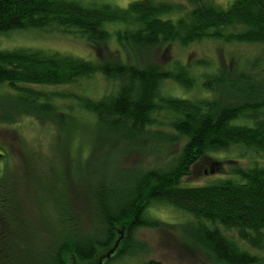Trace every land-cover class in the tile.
<instances>
[{
	"label": "trees",
	"instance_id": "obj_1",
	"mask_svg": "<svg viewBox=\"0 0 264 264\" xmlns=\"http://www.w3.org/2000/svg\"><path fill=\"white\" fill-rule=\"evenodd\" d=\"M184 1L190 10L155 0L125 9L83 0H0V34L74 31L97 47L98 57L89 61L43 50H0V84L17 91V116L52 121L60 132L80 127L75 122L79 114L95 118L90 133L86 129L90 152L69 159L70 178L60 182L59 190L32 182L33 220L13 178L0 177V264L91 262L117 242L123 228L122 244L118 248L116 243L109 259L120 260L136 250L140 229L160 227L151 209L161 204L193 217L188 241L216 264H264V164L239 165L232 177L212 184L182 186L209 153L242 145L264 157V90L249 83L257 79L249 72L235 71L236 78L228 80V71L221 69L220 76H211L217 79L213 86L203 84L228 89L226 102L223 94L177 97L165 93L164 84L193 89L192 68L182 62L164 68L155 60L165 47L186 48L204 40L264 47V0H234L227 9L210 0ZM178 12L177 19L164 18ZM117 23L124 27L108 28ZM113 37L122 50L105 53L103 46ZM97 75L113 85L98 98L52 90ZM239 119L254 126L233 124ZM137 153L148 162L130 165ZM4 161L0 153V171Z\"/></svg>",
	"mask_w": 264,
	"mask_h": 264
},
{
	"label": "rangeland",
	"instance_id": "obj_2",
	"mask_svg": "<svg viewBox=\"0 0 264 264\" xmlns=\"http://www.w3.org/2000/svg\"><path fill=\"white\" fill-rule=\"evenodd\" d=\"M142 0H83L85 4H110L119 8ZM169 1L188 11L191 5L184 0ZM223 9L229 8L234 0H210ZM182 13H175L164 18L177 19ZM123 24H109L110 30L121 29ZM105 53L122 50V46L113 37L103 46ZM34 49L69 54L84 60L94 61L97 47L74 31L57 28L13 30L0 34V50ZM155 60L163 67L173 66L175 62L190 65L197 77L193 89H185L173 82L164 84L167 94L189 99L212 97L223 94L226 102L228 89L208 88L204 82L213 86L217 79L211 77L221 69L228 71V80H234L235 71L249 72L256 77L255 84L264 90V47L259 44L204 40L183 48L170 45L155 55ZM220 73L216 76H220ZM209 77V78H207ZM112 83L103 76L81 79L75 85L52 88V90H70L78 94L84 92L98 98L108 92ZM220 87V86H219ZM17 91L11 86L0 84V153L5 154L1 165L0 177H9L16 183L15 189L20 194L21 202L28 207L26 212L33 220L36 216L31 200L34 199L32 182L41 183V187L58 191L60 182L69 177L65 169L69 159L77 156L85 158L90 152V128L95 118L89 114H79L76 123L80 124L73 132L58 130L52 121H40L30 116H17ZM69 105L74 102L66 100ZM77 108V106H75ZM77 111V109L75 110ZM233 124L254 126L253 121L235 120ZM86 126V127H85ZM88 132L86 133V129ZM153 158L149 157L151 161ZM148 162L146 156L139 153L130 158V165ZM255 162L264 164V157L253 150L236 145L227 150L209 153L201 158L192 168L191 174L183 179L182 186L197 187L212 184L220 178L232 177L233 169L239 165L252 167ZM68 167V165L66 166ZM68 176V177H67ZM70 178V177H69ZM153 218L159 220V228H144L136 233V250L120 260H109L117 243L118 248L125 236L124 229L117 233L116 243L100 250L91 262L76 261L75 264H146L150 261L163 264H216L203 250L193 246L187 238L192 231L194 219L191 215L170 205H155L151 209ZM37 221V220H36ZM119 242V244H118ZM261 254L262 252L252 250ZM76 259V258H75ZM77 260V259H76Z\"/></svg>",
	"mask_w": 264,
	"mask_h": 264
}]
</instances>
